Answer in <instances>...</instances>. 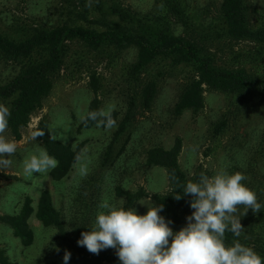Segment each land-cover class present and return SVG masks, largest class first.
Instances as JSON below:
<instances>
[{
    "label": "rangeland",
    "instance_id": "obj_1",
    "mask_svg": "<svg viewBox=\"0 0 264 264\" xmlns=\"http://www.w3.org/2000/svg\"><path fill=\"white\" fill-rule=\"evenodd\" d=\"M117 1L140 15L152 17L158 2ZM186 1L199 22L208 27L217 16L222 0ZM88 4L90 13L84 19L83 6L77 0H0V30L15 38H23L34 29H49L64 24L103 31L104 27L99 22L114 20L107 0H88ZM253 4L260 14L264 12V0H254ZM171 28L174 33L185 34L183 24L178 21L173 20ZM196 28L208 34V28ZM214 42L208 47L216 55L218 64L244 67L254 74L264 71V48L249 42L230 43L225 39ZM72 53V58H66L67 64L54 77L52 93L44 101L43 108L34 113L28 126L23 128L21 139L16 140L8 130L5 133L9 139L16 141L17 151L9 157L12 160L10 166L0 167V172L7 175V178H0V216L17 212L25 197L32 198L36 207L41 191L47 189L63 216L68 235L77 239L82 227L91 230L96 214L101 210L98 208L101 202L119 206L121 197L117 195L118 188L125 191L144 189L149 197L140 202L146 203L152 195L169 191L166 171L146 165V150L154 146L169 149L177 137L183 141L179 162L182 170L189 175L202 166L208 176L220 169H226L231 174L238 167L236 172L254 181V176L257 179L264 177L263 113L240 112L239 108L243 107L239 106V99L206 89L202 111L195 114L187 110L181 116L173 114L183 81L189 75L186 68H168L163 78L159 76L158 94L152 111L138 109L135 120L108 159L107 147L127 109L131 88L125 78L129 67L136 61L137 50L131 48L117 52L105 47L95 52L75 43L72 44ZM19 70L15 63L0 58V83L10 80ZM158 72L161 69L153 70L154 75ZM92 74L99 81L101 108L109 103L115 105L117 127L111 130L96 126L79 129V117L86 114L94 96L90 86ZM42 120L46 123L47 133L51 137L56 136V140L73 147L84 143L72 171L59 182L50 177V172L27 177L23 171V160L34 154L38 146L44 149L38 137L32 138ZM221 120L227 122L225 132L214 136L213 127ZM151 202L154 204L152 198ZM134 208L140 215L148 210L139 202ZM29 223L34 232V242L29 247H24L13 236L11 229L0 223V247L6 250L11 261L18 264H64L63 257L67 251L71 254L67 264L78 263L76 248L62 241L55 228L44 227L34 217ZM173 232L177 231L173 229ZM94 264L105 263L94 261Z\"/></svg>",
    "mask_w": 264,
    "mask_h": 264
},
{
    "label": "trees",
    "instance_id": "obj_2",
    "mask_svg": "<svg viewBox=\"0 0 264 264\" xmlns=\"http://www.w3.org/2000/svg\"><path fill=\"white\" fill-rule=\"evenodd\" d=\"M77 1L84 9L82 18L87 19L90 13L88 0ZM253 1L222 0L217 8V16L208 27L200 23L197 15L190 11L186 0H158L154 17L140 15L117 0H107L110 15L114 20L99 22L104 27L103 31L82 25L64 24L49 29H34L23 38H15L0 30V58L20 67L10 80L0 83V104L7 106L11 112L8 131L16 140L21 139L23 128L28 126L32 115L43 108L44 101L51 95L54 77L67 64L66 58H72V44L75 43L95 52L105 47L117 52L131 48L137 50L136 61L129 67L125 78L131 88L127 109L107 147L108 159L115 145L135 120L138 109L144 112L152 111L158 94V78H163L168 68H186L189 72L173 109L175 116H181L187 110L195 114L202 111L205 108L206 89L239 99L238 104L243 107L239 108L240 112L256 111L264 114V71L254 74L244 67L220 65L216 55L208 47L212 46L214 41L225 39L230 43L249 42L264 48V12L260 14ZM173 20L183 24L184 35L174 34L171 28ZM196 26L208 28V34L205 35ZM74 53L78 54L77 51ZM156 68L161 69L158 75L153 73ZM90 80L94 96L87 112L100 109L102 104L98 96L99 81L96 75L92 74ZM113 116L116 118L115 112ZM95 126V122L89 120L87 124L81 122L79 129ZM226 126V120L217 122L213 127V135L223 134ZM37 131L44 133L38 136L44 149L59 161L58 166L50 171V177L59 182L72 171L84 143L73 147L53 140L47 133L44 120L40 122ZM182 148L183 141L177 137L169 149L154 146L146 150V165L164 169L169 185L168 192L154 194L151 198L154 205H163L159 214L166 221H171L169 227L176 231L186 226V218L194 211L190 207L193 197L183 195V186L188 181H198L201 173L208 175L202 166L196 168L192 175L182 170L179 162ZM238 170V167H235L233 172ZM3 177L7 178V175L0 172V178ZM254 177L255 181L247 177L242 183L252 189L258 202L264 205V177ZM177 192L181 194L180 200L174 199ZM117 195L125 198L126 208H134L142 199L149 197L142 188L137 191L118 188ZM243 212L241 206L236 213L244 228L241 236L237 238L231 232H226L225 243L231 245L238 239L264 260V208L257 213L249 209L247 214L242 216ZM33 217L44 227L55 228L62 241L74 245L78 256L77 264H94V261L121 264L115 249L108 248L96 255L90 253L86 247L78 245L81 233L88 231L86 228L80 229L77 239L68 235L63 216L55 207L53 196L47 189L41 191L36 207L32 198L25 197L17 212L0 216V223L8 226L13 236L18 238L24 247H29L34 242V232L29 223ZM0 264L18 263L11 261L6 250L0 247Z\"/></svg>",
    "mask_w": 264,
    "mask_h": 264
},
{
    "label": "clouds",
    "instance_id": "obj_3",
    "mask_svg": "<svg viewBox=\"0 0 264 264\" xmlns=\"http://www.w3.org/2000/svg\"><path fill=\"white\" fill-rule=\"evenodd\" d=\"M114 111L115 105L109 103L79 118L84 124L90 120L97 128L111 130L117 127ZM10 115V109L0 104V167L10 166L12 160L9 157L17 151L16 141L5 135ZM43 134V131L34 132L32 138ZM58 164L55 157L38 146L34 154L23 160V171L27 177H33L34 173L46 175ZM246 179L241 172L230 174L226 169H220L212 176L201 173L198 181H188L183 186V195L193 197L190 207L194 211L186 218V226L177 232L169 227L171 221L159 214L163 205H154L151 198L147 203L139 202L148 209L143 215L133 207H124L126 202L122 197L119 206L103 201L98 205L101 210L97 212L91 230L82 232L77 243L96 255L108 248L115 249L121 264H264L258 253L238 239L231 245L225 243L226 232L238 238L244 230L236 215L241 206L244 209L242 216L249 209L257 213L264 208L256 193L242 183ZM181 198L179 192L174 195L176 200ZM70 255L65 251L64 264Z\"/></svg>",
    "mask_w": 264,
    "mask_h": 264
}]
</instances>
